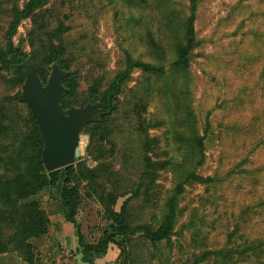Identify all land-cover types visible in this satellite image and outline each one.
Returning <instances> with one entry per match:
<instances>
[{
  "label": "rangeland",
  "instance_id": "374dc122",
  "mask_svg": "<svg viewBox=\"0 0 264 264\" xmlns=\"http://www.w3.org/2000/svg\"><path fill=\"white\" fill-rule=\"evenodd\" d=\"M26 1L0 0V49L13 7ZM172 5L169 12L153 0H49L20 21L12 41L46 78L45 57L63 46L75 78L65 99L81 106L92 87L101 97L125 69L126 54L156 63V45L169 53L172 39L163 33L169 20L179 24L188 13V1ZM194 15L201 43L187 99L203 144L198 166L183 161L188 143L178 148L174 138L185 127L178 126L168 82L159 92L153 75L132 68L112 109L83 129L80 156L42 188L47 171L28 151L18 156L32 129L26 107L12 99L22 83L16 71L0 68V264H264V0H198ZM146 155L153 170L143 175ZM26 157L18 173L17 161ZM191 171L210 181L187 179ZM17 173L24 177L15 182ZM64 186L76 188L77 228L62 213ZM171 196V232L151 241L145 229L158 228ZM42 215L46 222L36 228ZM77 232L85 244L109 237L105 253L84 261ZM214 251L222 252L197 260Z\"/></svg>",
  "mask_w": 264,
  "mask_h": 264
},
{
  "label": "trees",
  "instance_id": "16d2710c",
  "mask_svg": "<svg viewBox=\"0 0 264 264\" xmlns=\"http://www.w3.org/2000/svg\"><path fill=\"white\" fill-rule=\"evenodd\" d=\"M49 0H27L22 7L14 6L12 11V19L8 23L4 38H5V47L0 49V68L5 71H16L18 73L17 79L20 83H23L25 77L24 68L20 66L21 63L25 62L26 54L16 45L13 44L12 37L16 33L17 27L20 21L24 18L30 17L36 9L44 6ZM139 3H146V0H136ZM158 3L160 8H164L165 11L168 10L170 12V7L174 8L172 4H174V0H153ZM188 1V13L184 14L182 20H180L179 24L176 23L175 20H169L167 23V32L163 33L166 38L171 37L172 41L168 44L169 53L164 55V50L160 49L159 46H155L157 49V60L156 63H148L138 59H132L129 54H126V67L122 71L118 72L108 87L101 94V97L97 96V88L92 87L91 91H89V99L86 103H98L99 111L103 112L101 115V120L105 113H107L106 109H112L111 101L115 99L117 96L119 89L125 80H127L130 69L137 68L143 74H146L148 77L154 76V84L160 83L159 92L163 91L165 84L168 82L170 86V90L173 92L174 97V105L177 108V112H175V117L178 122V126H184L183 135L175 130L176 143L178 144V148H181V140L185 141L188 151L186 155L183 157L184 160H188L189 163L193 162L195 166L201 165L203 161V144L201 137L198 136L196 126H195V116L191 110L190 101H188L187 96L189 94V78H190V63L195 56L194 52L197 48H199L201 40L197 39L196 32L194 28V19H195V10L197 7L198 0H187ZM170 34V36H169ZM64 51L63 46L57 45L52 52H50L47 57H45L46 62H50L51 64H56L60 69L65 71V75L63 76L61 83L65 87L66 91L61 96L60 105L62 109H67L71 107L69 103L66 101L65 97H68L74 86H75V78L74 73L70 71L69 62L62 56ZM168 61L169 64L167 67H164L163 62ZM30 63H32L30 61ZM33 64V63H32ZM35 67V65L33 64ZM35 71L42 84L46 82V76L42 75L40 71L35 67ZM264 69L260 72V77H263L264 80ZM16 102L22 103L18 100V95L13 96ZM85 103V104H86ZM25 107L26 105L22 103ZM84 105V104H83ZM81 105V106H83ZM28 115L30 117V122L32 124V129L27 132H24V137L19 143L18 156L24 153L23 151H28V156L30 161L36 163L40 166L41 171H43L42 163L40 160V152L42 149V142L38 133V129L36 123L31 116L28 108ZM95 121V122H100ZM91 123V122H90ZM89 124V123H88ZM86 124V125H88ZM85 125V126H86ZM84 126V128H85ZM83 128V129H84ZM4 131L3 125L0 124V134ZM34 152L35 158L31 157V153L29 150ZM147 148L144 149V153H146ZM23 160L19 159L17 161L18 164V173L22 172V167L20 166ZM145 161V169L143 175L152 174L150 171L153 170V161L146 155L143 159ZM70 165L63 167L64 169L69 170ZM62 169V168H61ZM58 170H53L47 172L49 179L45 180L42 178L41 187H49L55 184L57 180ZM15 178V182L21 180V177H24V174H18ZM20 176V177H19ZM191 178L194 182L197 183H206L210 181V177H202L192 173V171L187 175V179ZM40 187V188H41ZM180 190V186H178L177 192ZM59 201L62 207V213L65 219L71 223H73L74 227L77 228V224L74 221V209L77 202V193L75 187L64 186L59 191ZM169 206L166 214L163 216L159 226L155 230L145 229L146 236L151 240H160L169 236L175 217H176V205L175 198L171 196L169 199ZM34 214H38V210L36 208H32ZM117 221V219H116ZM46 222V219L43 217L41 221L37 222L36 228L43 227V223ZM32 222H28V226H32ZM36 230V229H35ZM119 231L125 232L129 230L126 226H120ZM76 238L78 244L83 247V260L87 261V255L89 253L92 254H103L106 251L107 244L110 242L109 237L104 236L99 242L96 244H85L82 240V235L80 232L76 233ZM222 251H214V252H204L200 255L197 260H204L210 254H221Z\"/></svg>",
  "mask_w": 264,
  "mask_h": 264
},
{
  "label": "water",
  "instance_id": "95a60500",
  "mask_svg": "<svg viewBox=\"0 0 264 264\" xmlns=\"http://www.w3.org/2000/svg\"><path fill=\"white\" fill-rule=\"evenodd\" d=\"M20 66L24 68L25 77L18 100L26 105L36 123L42 142L40 160L44 170L49 172L74 163L80 156L84 126L101 120L103 112L98 111V103L62 109L60 99L66 89L61 80L65 71L51 64L46 82L42 84L29 59Z\"/></svg>",
  "mask_w": 264,
  "mask_h": 264
},
{
  "label": "flooded vegetation",
  "instance_id": "af4514ba",
  "mask_svg": "<svg viewBox=\"0 0 264 264\" xmlns=\"http://www.w3.org/2000/svg\"><path fill=\"white\" fill-rule=\"evenodd\" d=\"M99 111V110H98ZM101 112V111H100Z\"/></svg>",
  "mask_w": 264,
  "mask_h": 264
},
{
  "label": "bare ground",
  "instance_id": "6f19581e",
  "mask_svg": "<svg viewBox=\"0 0 264 264\" xmlns=\"http://www.w3.org/2000/svg\"><path fill=\"white\" fill-rule=\"evenodd\" d=\"M81 141V140H80Z\"/></svg>",
  "mask_w": 264,
  "mask_h": 264
}]
</instances>
